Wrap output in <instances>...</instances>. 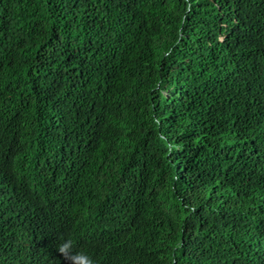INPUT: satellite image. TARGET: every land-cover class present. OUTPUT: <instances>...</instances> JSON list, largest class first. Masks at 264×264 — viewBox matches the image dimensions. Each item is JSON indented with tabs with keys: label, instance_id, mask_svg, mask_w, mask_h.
<instances>
[{
	"label": "trees",
	"instance_id": "trees-1",
	"mask_svg": "<svg viewBox=\"0 0 264 264\" xmlns=\"http://www.w3.org/2000/svg\"><path fill=\"white\" fill-rule=\"evenodd\" d=\"M264 264V0H0V264Z\"/></svg>",
	"mask_w": 264,
	"mask_h": 264
},
{
	"label": "clouds",
	"instance_id": "clouds-1",
	"mask_svg": "<svg viewBox=\"0 0 264 264\" xmlns=\"http://www.w3.org/2000/svg\"><path fill=\"white\" fill-rule=\"evenodd\" d=\"M58 251L70 264H95V261L84 251H74L71 239H67L57 247Z\"/></svg>",
	"mask_w": 264,
	"mask_h": 264
}]
</instances>
